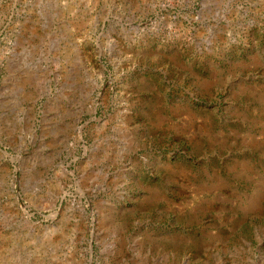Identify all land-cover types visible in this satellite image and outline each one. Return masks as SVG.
<instances>
[{"label": "rangeland", "instance_id": "374dc122", "mask_svg": "<svg viewBox=\"0 0 264 264\" xmlns=\"http://www.w3.org/2000/svg\"><path fill=\"white\" fill-rule=\"evenodd\" d=\"M89 242L264 264V0H0V264Z\"/></svg>", "mask_w": 264, "mask_h": 264}, {"label": "water", "instance_id": "95a60500", "mask_svg": "<svg viewBox=\"0 0 264 264\" xmlns=\"http://www.w3.org/2000/svg\"><path fill=\"white\" fill-rule=\"evenodd\" d=\"M94 108H95V106L93 107V113H94ZM92 120H96V119L93 117ZM87 123L88 122H86L83 125L77 127V132H79V138H80V132H81V130L87 125ZM88 247H89V249H88V254H89L88 263L90 264L91 263V249H92V246H91V243L90 242H89Z\"/></svg>", "mask_w": 264, "mask_h": 264}, {"label": "bare ground", "instance_id": "6f19581e", "mask_svg": "<svg viewBox=\"0 0 264 264\" xmlns=\"http://www.w3.org/2000/svg\"><path fill=\"white\" fill-rule=\"evenodd\" d=\"M78 134H79V132H78Z\"/></svg>", "mask_w": 264, "mask_h": 264}]
</instances>
